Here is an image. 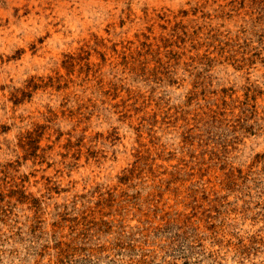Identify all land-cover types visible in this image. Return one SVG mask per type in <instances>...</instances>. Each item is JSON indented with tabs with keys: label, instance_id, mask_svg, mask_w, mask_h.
I'll return each mask as SVG.
<instances>
[{
	"label": "rangeland",
	"instance_id": "374dc122",
	"mask_svg": "<svg viewBox=\"0 0 264 264\" xmlns=\"http://www.w3.org/2000/svg\"><path fill=\"white\" fill-rule=\"evenodd\" d=\"M84 1L0 0V264H264V0Z\"/></svg>",
	"mask_w": 264,
	"mask_h": 264
},
{
	"label": "bare ground",
	"instance_id": "6f19581e",
	"mask_svg": "<svg viewBox=\"0 0 264 264\" xmlns=\"http://www.w3.org/2000/svg\"><path fill=\"white\" fill-rule=\"evenodd\" d=\"M65 2H66V1H65ZM65 2H64V3H65ZM84 2L86 3V0H85ZM84 2H83V3H84ZM95 2H96V1H95ZM62 3H63V2H62ZM67 3H68V2H67ZM92 3H93V2H92ZM99 3H100V2H99ZM60 4H61V3H60ZM60 4H59V5H60ZM70 4H71V3H70ZM74 4H75V3H74ZM79 4H80V2H79ZM87 4H88V3H87ZM87 4H86V5H87ZM90 4H91V3H90ZM101 4H102V3H101ZM64 5H65V4H64ZM80 5H83V6H84V4H80ZM88 5H89V4H88ZM71 6H72V5H71ZM90 6H91V5H90ZM90 6H89V7H90ZM59 7H60V6H59ZM62 7H63V6H62ZM68 7H69V6H68ZM89 7H88V8H89ZM63 10H64V9H63ZM73 10H74V9H73ZM87 10H88V9H87ZM90 10H91V9H90ZM88 11H89V10H88ZM65 12H66V11H65ZM68 12H69V11H68Z\"/></svg>",
	"mask_w": 264,
	"mask_h": 264
}]
</instances>
